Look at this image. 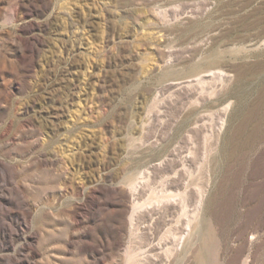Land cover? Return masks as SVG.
<instances>
[{"label":"rangeland","instance_id":"1","mask_svg":"<svg viewBox=\"0 0 264 264\" xmlns=\"http://www.w3.org/2000/svg\"><path fill=\"white\" fill-rule=\"evenodd\" d=\"M0 264H264V0H0Z\"/></svg>","mask_w":264,"mask_h":264},{"label":"bare ground","instance_id":"2","mask_svg":"<svg viewBox=\"0 0 264 264\" xmlns=\"http://www.w3.org/2000/svg\"><path fill=\"white\" fill-rule=\"evenodd\" d=\"M217 73V72H216ZM213 74L212 72L210 73V75ZM215 74V73H214ZM220 74V73H218ZM222 76V74H221ZM228 106V105H227ZM228 110V107H225L224 108V111H225V114ZM225 120L223 119L222 121V125L224 124ZM143 177V176H142ZM139 185H132V189L136 191L137 187ZM164 189V188H163ZM166 189V188H165ZM169 190V189H168ZM163 191V190H162ZM169 192V191H167ZM167 192H159L158 193V196L155 197V198H148L144 203L142 204H134L133 206V211H132V214L130 216V221H131V224L134 223V220H135V213L137 211V209L139 207H143L144 209H147V211H149L150 209L152 208H155V209H159L162 208L161 206H164V210L162 211V215H161V218H165V216H168L169 214V211L171 208H173L176 204L179 203L180 201V195L177 193V194H174V193H167ZM202 198V196H201ZM201 206V205H200ZM186 207V206H185ZM203 207V205H202ZM200 208V207H199ZM203 209V208H202ZM172 211V210H171ZM171 213V212H170ZM194 220V218H193ZM192 222V220H191ZM189 220L188 222L186 223L185 225V228H184V231L179 234V236L176 235L177 232L176 229L174 230V225H172L171 223L168 225L167 227V233L170 234V238L169 240H167L166 242L169 243V248L170 250H172V252H178V251H183L184 254H185V257H188L190 256L189 254H191V252L195 249H193V246L195 244V242H193L194 240V237H195V226L193 225V223H191ZM198 232V231H197ZM201 233V232H200ZM198 235H200L199 233H197ZM196 234V235H197ZM169 236V235H168ZM203 236V235H202ZM200 237V236H199ZM198 239V237H196ZM168 239V238H167ZM196 239V240H197ZM167 243V244H168ZM166 245V244H165ZM167 246V245H166ZM165 246V248L167 249V247ZM168 250V249H167ZM170 252V251H168ZM170 254V253H169ZM174 254V253H173ZM144 259L146 258H150L151 259V255L149 253V250H144L143 253H142ZM175 255V254H174ZM173 255V257H174ZM179 255V254H178ZM170 256V255H169ZM172 256V255H171ZM170 256V257H171ZM176 256V255H175ZM182 257V255H181ZM184 257V256H183ZM175 258V257H174ZM185 259V258H184ZM143 260V259H142ZM148 260V259H147Z\"/></svg>","mask_w":264,"mask_h":264}]
</instances>
